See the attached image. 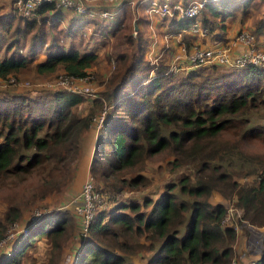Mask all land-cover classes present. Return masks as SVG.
<instances>
[{
    "label": "trees",
    "instance_id": "obj_1",
    "mask_svg": "<svg viewBox=\"0 0 264 264\" xmlns=\"http://www.w3.org/2000/svg\"><path fill=\"white\" fill-rule=\"evenodd\" d=\"M182 1L186 4L188 0ZM252 2L208 0L196 19L221 41L225 20L236 10L246 14ZM128 3L125 0L121 7ZM63 12L44 2L30 17L0 15V80L31 68L38 74L58 69L73 77L88 73L98 62L96 50L80 51L72 42L50 52L58 37L48 30L61 32ZM73 16L78 21L67 19L70 24L62 31L70 37L96 21ZM120 16L118 12L115 18ZM15 19L24 27L14 25ZM192 20H171L166 31L186 28ZM119 25L110 31L115 34ZM253 31L258 38L264 37V12ZM140 33L138 27L136 36H122L137 51L130 56L127 51L116 52L119 64L101 92L102 99H92L93 107L86 113L78 111L86 101L84 96L68 90L0 96V191L13 194L4 196L8 206L0 217V240L22 217L18 190L22 201L28 197L36 202L67 186L71 164L80 151V137L103 100L108 108L94 142L89 172L110 189L116 204L98 211L87 235L79 236L72 264H134L126 256L139 250L149 251L148 264H230L237 232L223 221L228 209L225 203L210 201L213 191L227 199L234 196L243 220L264 224V149H248L253 141L264 142V124L250 123V115L264 109V64H208L172 72L167 63L171 52L151 64ZM50 34L51 45L38 59L39 48ZM189 44L186 42L187 48ZM156 156H167L168 166H185L187 171L167 183L155 199L118 201L116 197L124 190L147 182L141 173L132 177L128 173L142 169L145 161ZM237 164L238 169L246 167L248 174L260 178L238 182L234 177L239 172L233 169ZM74 216L68 209L41 212L27 225V236L0 253V264H23L42 237L49 245L45 264H60ZM255 264H264V237Z\"/></svg>",
    "mask_w": 264,
    "mask_h": 264
},
{
    "label": "rangeland",
    "instance_id": "obj_2",
    "mask_svg": "<svg viewBox=\"0 0 264 264\" xmlns=\"http://www.w3.org/2000/svg\"><path fill=\"white\" fill-rule=\"evenodd\" d=\"M203 11V10H202ZM201 11V13H202ZM123 15L124 17L120 16L118 18L112 19L109 22H105L103 20L95 19V23L92 24H86L84 27H80L81 29L77 30L75 35L70 37L67 36L62 31L65 30V27L70 24V22L67 20L71 17H73V22L76 23L78 19H74V16L71 13L65 12V18L60 23L58 29H62L61 32L58 30H48L49 33L54 32L58 37V44L55 43L51 45V38L50 35L46 38V43L43 44L44 46L39 48L38 52V59L43 57L44 53L43 51L46 49L47 45L50 44L51 51L54 52L58 49V45L63 46H70L73 42V46L79 49L80 51L88 50V49H94L97 51L99 55L98 62L88 70V78L85 79L86 81H83V83L91 88L90 94L83 95L85 100L82 105L79 108V113L83 114L88 112L90 109H92L93 104L90 102L92 99L100 98L102 99L101 92L104 91L108 79L111 75V73L115 70L116 65L119 64V62L116 61L117 55L116 52L122 51L126 52L127 55H131L132 51H137L136 46L127 44L125 40L122 38V36H126L130 34L131 36H136V33L134 31L139 29L141 30V37L144 45L146 47L148 46V43L145 42V40H148V32L150 30L148 29V26L143 24L144 20L140 19L138 24H136V28L133 25V16L134 14L127 13L123 9ZM264 12V0H253V2L250 4L248 8V12L246 14H242L241 10H236L235 12V18L234 23L230 22V18L226 19L225 22L227 23V33H233L234 29L240 25V23L244 24V26H240L241 28H247V31L251 32L254 37V44L264 48V37H257L254 29V23L258 19L259 16H261ZM13 13L14 15H17L18 18H20V15L17 13L13 2L11 0H0V15L2 14H10ZM201 13H199L201 15ZM206 15H208L207 12H205ZM199 15V17H200ZM157 21H161L160 18L154 17ZM230 19V20H229ZM81 20V19H80ZM14 25H19L21 28L24 27V24L22 21H18L17 19L14 20ZM83 22V21H80ZM120 24V25H119ZM116 25H119L118 31L113 34L110 29L111 27H115ZM89 27V28H88ZM207 30L209 31V37H212L214 33H210L209 27H207ZM239 28V27H238ZM135 29V30H134ZM153 29L156 34H158L159 37H163V33L166 31L165 26L163 24H156L153 25ZM217 29V28H216ZM215 29V30H216ZM214 30V31H215ZM217 31V30H216ZM226 31V30H225ZM224 31L223 36L226 34ZM160 33V34H159ZM6 35V34H5ZM103 35V36H102ZM235 36V35H234ZM29 37L27 35V46L25 49H27L29 45ZM259 39V40H258ZM231 40H226L225 42H229ZM259 41V44H258ZM125 42V43H124ZM116 45V46H115ZM129 59V58H128ZM123 67V66H122ZM220 67V66H219ZM222 67V66H221ZM63 74V71L61 69L56 70L53 73H47V74H38L34 71V69H27L25 71L19 72L17 74L12 75L16 78L13 82H9L6 85L3 84V80H0V96L4 95L6 92L10 93H23L24 94H32L35 95L37 93H43L48 91H54V90H66L63 85L59 84L58 81L59 77ZM104 104L107 105L106 101H104ZM99 108V110H97ZM96 108L94 114L92 116L98 115L101 110L100 107ZM250 123H263L264 124V109H261L257 112H254L250 115ZM96 127L94 124V120H92V123L88 130L82 133L80 137V151L76 157V159L72 162L71 166L73 167L72 170V178L69 179V182L66 187L61 188L60 190L55 191L54 193L50 194L43 200H37L36 202L33 199H30L28 197L26 198V202L22 201V193L21 190L17 191L18 195V202L20 204V207L22 209V217L19 220L17 224H14L12 227L9 228L6 237L3 239L2 243L0 244V253L2 251H9L12 244L16 241H20L21 239H24L25 236H27V233L25 232V229L27 230V225L32 221V219L36 218L37 214L53 210V209H68L69 212L74 216L73 213V198L80 190V186L78 183L83 182L86 176L90 173L89 172V154L90 158L92 157V152L90 151L93 149V142H95V139L97 137L98 131H96ZM96 132V133H95ZM95 136V137H94ZM94 139L93 142H91V139ZM242 142L240 141L239 144ZM254 145L248 147L251 151H258L261 152L264 149V142H252ZM243 145V144H242ZM87 147V149H86ZM83 148L88 152L86 153V160L83 161L82 159V153ZM247 149V147L245 148ZM247 149V150H248ZM84 151V152H86ZM167 161H169V158L167 156H156L152 159H148L145 161L144 167L142 169L136 170L137 172L128 173V177L134 176L136 173H141L145 176V179H147V182L145 184H142L138 186L139 188L135 189H129L124 190L122 194L116 197L118 201H128V199H138L142 201L145 198L151 197L155 199L160 192L163 191L165 188V185L169 182H175L179 179L181 174L184 171H187V167L182 166L179 169H173L172 167L168 166ZM239 165H235L233 168L235 172H239L234 178L240 182V183H252L256 179H259V174H248V168L244 167L242 170L238 169ZM83 172V179L79 180V175ZM95 177V176H94ZM95 184L97 187V190H99L100 193L103 195V204L100 207V210L107 211L114 207L116 203L112 202L111 198L112 193L108 187H106L100 180H98L96 177ZM83 184V183H82ZM5 195H8V197H13L12 193L8 192H1L0 191V217L6 210L8 206L7 200L4 198ZM210 201L212 203L214 202H223L228 207V214L227 217L224 219L225 224L236 226V240L234 241L232 247H233V254L231 260H235L237 264H249L252 261H255V259L258 258V253H254V251L250 248L252 247V244L247 242V231H249V234H254V231H257L258 229L264 230V224L263 225H256V224H250L248 221L243 220L241 215V210L238 209L235 205V198L232 196L231 198L227 199L224 198L219 192L213 191L211 196L209 197ZM99 210V208H98ZM99 210V211H100ZM74 222H73V228L71 229V233L68 236H66V240L64 243V247L62 249V253L60 256V264H70V254L73 256V253H70V250H72L75 245L79 242V222L74 216ZM263 226V227H262ZM260 227V228H259ZM258 228V229H257ZM257 229V230H254ZM263 239V237H262ZM262 243V240H261ZM149 251L147 250H139L137 253L132 255H127L128 260H132L134 264H148V257H149ZM49 256V245L44 237H42L37 245L32 248L28 256L23 261V264H45L47 262ZM70 262V263H69Z\"/></svg>",
    "mask_w": 264,
    "mask_h": 264
},
{
    "label": "built area",
    "instance_id": "obj_3",
    "mask_svg": "<svg viewBox=\"0 0 264 264\" xmlns=\"http://www.w3.org/2000/svg\"><path fill=\"white\" fill-rule=\"evenodd\" d=\"M143 1L146 2L144 12L146 18L149 19L148 28L153 38L156 37L152 24L153 17H158L160 19H169L172 17L193 18L186 28H183L176 33L166 32L163 35L165 41H168L172 36L178 45V51L174 54L172 61L169 64V69L172 72L180 70L186 71L191 68L208 64H218L223 67H244L251 64H264V48H260L254 44L252 33L246 29L239 30L230 44L227 42L223 46L218 45L213 48L203 47L198 44H190V48H187L186 42L183 39L184 31L200 37H205L207 35V28L203 26L196 17L199 15L201 9H203L208 0H188L186 4H184L182 0ZM12 2L17 13L22 17H30L39 5L44 2H49L53 4L55 9H60L64 12L71 13L72 15H81L85 18L94 20L103 19L111 21L112 19H115L117 7L122 5L125 0H12ZM128 2L133 1L128 0ZM136 32L137 31H134V33ZM235 43H242L244 45L238 53H234L232 50ZM158 59L159 55H150L148 58L151 64H157ZM87 78L88 73L81 77H73L63 72L59 77L60 81H58V83L63 85L64 88L70 92L81 95H92L90 91L91 88L83 83ZM14 80H16V78L10 76L3 80V84L6 85ZM107 108V105L103 103L102 108L100 109L101 112L91 118V123L92 120H94L97 129L96 131L102 126ZM72 201L73 213L77 216L79 222V236L83 238L87 235L90 224L95 219L96 213L100 210V207L103 204V199L99 190L95 188L94 178L90 173L84 179L81 189L76 193ZM39 214H37V216ZM227 214L228 209L224 219L227 217ZM12 226L13 225L10 227ZM235 228L237 227L235 226ZM25 232L27 233L26 229ZM254 232V234H251V232L248 235L247 242L252 244V247L250 248L257 254L261 246L262 237H264V230L258 229ZM2 241L3 239L0 240V244ZM255 263L256 259L249 264ZM230 264L237 263L233 259Z\"/></svg>",
    "mask_w": 264,
    "mask_h": 264
},
{
    "label": "crops",
    "instance_id": "obj_4",
    "mask_svg": "<svg viewBox=\"0 0 264 264\" xmlns=\"http://www.w3.org/2000/svg\"><path fill=\"white\" fill-rule=\"evenodd\" d=\"M12 1V0H11ZM133 2H129L125 7H121V5L119 7H117L116 11L117 13H121V16H122V11L124 9V11L127 13H129L131 11V13L134 14L133 16V25L134 23L137 24V20L139 18H141L142 20H144L143 24L149 26V19L146 18L145 16V12H144V6L146 5V2L143 1V0H132ZM114 9V8H113ZM65 14V12H63ZM125 15H123L122 17H124ZM235 18V15L233 17H231L229 20L230 22H233L234 23V19ZM178 18L176 17H172V18H169V19H161V21H157L156 19H154V17L152 18V24L155 26L156 24H163L165 26V30H166V27L168 25V23L171 21V20H176ZM227 25V23H226ZM240 26H244V24L240 23V25H238V27H236L233 31V33H227V29L225 31V35L223 36L222 40L219 41L217 39H215L214 35H212V37H209V33H207V35L205 37H200V36H197L196 37H189V35L191 33L189 32H183V37H186V39L184 38V41L186 42H191L192 44H198V45H201L203 47H210V48H213L214 46H218L217 44H220V45H224L226 40H231L229 41V44L232 42L233 38H234V35L241 29H246L247 28H241ZM149 29V28H148ZM180 31V30H178ZM178 31H173V30H168V31H165L163 33V35L166 33V32H173V33H176ZM160 34V33H159ZM193 35V34H192ZM223 41V42H222ZM146 43H148V46L146 47V51H145V56L147 57V59L150 57V55H159V59L163 56V54L167 53V52H171L169 58H168V61L167 63L170 64L171 61H172V58L174 56V54L178 51V45L176 44V40L171 36L169 38L168 41H165L163 37H159L158 34H156V37L153 38L152 35L150 34V32H148V40L146 41ZM190 45V44H189ZM244 47V45L242 43H235L233 45V52L234 53H238L240 52V50ZM158 59V61H159ZM184 71V70H182ZM96 133V132H95ZM95 137V136H94ZM95 138L91 139V142L94 141ZM94 144V142H93ZM87 149V147H86ZM84 151H86L84 148H83ZM82 153V159L83 161L86 160V153L88 154V152L90 151H93L90 150V151H86ZM89 159L90 158V154H89ZM79 177V180H82L83 179V172L78 176ZM83 182H80L78 183L80 186L82 185ZM79 247V244H76L75 247L70 250V253H73V256L70 254V261L72 264L73 261H74V258H75V255H76V252H77V249ZM68 263V262H67Z\"/></svg>",
    "mask_w": 264,
    "mask_h": 264
},
{
    "label": "water",
    "instance_id": "obj_5",
    "mask_svg": "<svg viewBox=\"0 0 264 264\" xmlns=\"http://www.w3.org/2000/svg\"><path fill=\"white\" fill-rule=\"evenodd\" d=\"M134 27L136 28V23H134Z\"/></svg>",
    "mask_w": 264,
    "mask_h": 264
}]
</instances>
